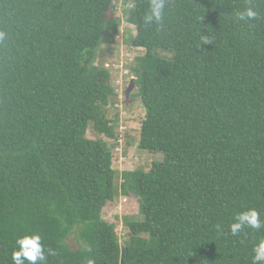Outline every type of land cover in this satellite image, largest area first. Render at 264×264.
<instances>
[{"label": "trees", "instance_id": "obj_1", "mask_svg": "<svg viewBox=\"0 0 264 264\" xmlns=\"http://www.w3.org/2000/svg\"><path fill=\"white\" fill-rule=\"evenodd\" d=\"M123 5L145 49L138 145L164 159L119 174L117 144L88 136L117 139L112 73L96 64L121 29L114 0H0V264L26 232L56 250L47 264H253L264 229L230 224L247 208L264 219V0L247 23V0H168L150 27L149 0ZM121 193L141 215L124 239L103 216Z\"/></svg>", "mask_w": 264, "mask_h": 264}, {"label": "rangeland", "instance_id": "obj_2", "mask_svg": "<svg viewBox=\"0 0 264 264\" xmlns=\"http://www.w3.org/2000/svg\"><path fill=\"white\" fill-rule=\"evenodd\" d=\"M123 8V0H114V6L109 12V16L119 20L121 29L116 34L115 43H104L101 45L98 49L96 60V64L105 65L111 70V80L115 90L117 88L120 89L116 86L118 76L123 75L124 70L127 69L130 74L125 75L124 80L126 84H130V80L135 78L131 68L135 64V57L145 54L144 48L131 47L130 37L136 33V29L126 21ZM155 53L167 56L166 52H161L160 50H155ZM121 66H123L122 69ZM115 94V101L118 106H112V108H108V111L111 117H119L115 131L117 139L106 135L100 136L92 127L89 128L88 136L91 138L102 137L111 146L114 143L117 144L113 148V166L119 174L125 170L136 168L149 170L152 163L163 160L164 155L160 152H149L139 148L141 122L145 114V109L140 99L139 87L134 88L128 100L125 97V92L122 97L120 92L116 93L115 91ZM103 216L108 221L118 223V231L121 234V238L124 239L128 234V228L125 223L126 218L138 219L141 217L138 199L134 195L125 196L121 193L113 202L105 206Z\"/></svg>", "mask_w": 264, "mask_h": 264}, {"label": "clouds", "instance_id": "obj_3", "mask_svg": "<svg viewBox=\"0 0 264 264\" xmlns=\"http://www.w3.org/2000/svg\"><path fill=\"white\" fill-rule=\"evenodd\" d=\"M167 3L168 0H149L148 9L143 15V23L146 27L159 25L162 22ZM253 3L254 0H247V6L242 11L236 13V19L246 23L257 19L259 13L253 7ZM2 37L3 33H0V38ZM201 40L202 44H212L207 36H202ZM129 86L130 84H128L127 88ZM126 90L125 97H127ZM245 227L257 231L264 229V219L261 218L260 213L255 208H247L237 212L234 216V222L230 224V232L233 236H237ZM15 245L16 247L12 252L14 264H25L26 261L27 264H47L48 257L57 255L56 250L51 247H45L42 242V236L38 232H26L18 236L15 240ZM252 251L254 254L252 258L253 264H264V238L258 240L253 246ZM89 264H92V262L89 261Z\"/></svg>", "mask_w": 264, "mask_h": 264}, {"label": "built area", "instance_id": "obj_4", "mask_svg": "<svg viewBox=\"0 0 264 264\" xmlns=\"http://www.w3.org/2000/svg\"><path fill=\"white\" fill-rule=\"evenodd\" d=\"M123 67V66H121ZM130 73V71L127 69V70H124V74L123 75H120L118 76V81H117V87H119L120 89H116V93L120 92V96L122 97L124 95V92L128 86V84L125 83V80H124V76L125 75H128Z\"/></svg>", "mask_w": 264, "mask_h": 264}, {"label": "water", "instance_id": "obj_5", "mask_svg": "<svg viewBox=\"0 0 264 264\" xmlns=\"http://www.w3.org/2000/svg\"><path fill=\"white\" fill-rule=\"evenodd\" d=\"M135 87H136V82H135V78H133L131 79L130 86L126 90L127 98L130 97Z\"/></svg>", "mask_w": 264, "mask_h": 264}]
</instances>
